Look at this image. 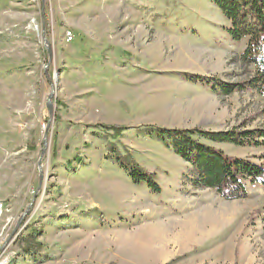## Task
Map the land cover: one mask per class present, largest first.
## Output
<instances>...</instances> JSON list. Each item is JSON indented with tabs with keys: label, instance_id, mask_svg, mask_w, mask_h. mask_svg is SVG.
<instances>
[{
	"label": "rangeland",
	"instance_id": "obj_1",
	"mask_svg": "<svg viewBox=\"0 0 264 264\" xmlns=\"http://www.w3.org/2000/svg\"><path fill=\"white\" fill-rule=\"evenodd\" d=\"M226 26L210 0H0L9 264H264V186L231 199L196 187L191 165L152 135L264 126L259 94L188 80L251 75L245 40ZM205 143L231 157L261 152ZM114 154L154 173L160 191L132 181Z\"/></svg>",
	"mask_w": 264,
	"mask_h": 264
},
{
	"label": "trees",
	"instance_id": "obj_2",
	"mask_svg": "<svg viewBox=\"0 0 264 264\" xmlns=\"http://www.w3.org/2000/svg\"><path fill=\"white\" fill-rule=\"evenodd\" d=\"M210 1L228 21L225 27L227 35L236 42L245 40L240 60L251 67V75L234 84L208 82L200 76H188V80L223 94L254 91L264 99V0ZM259 114L264 118V105ZM152 135L191 165L188 179L196 187L213 189L221 197L231 199L246 195L247 184L264 186V126L231 131L159 129ZM205 142L248 145L259 148L261 152L252 159L231 157ZM114 159L132 181L145 184L155 193L160 191L154 173L135 166L127 155L114 154Z\"/></svg>",
	"mask_w": 264,
	"mask_h": 264
},
{
	"label": "built area",
	"instance_id": "obj_3",
	"mask_svg": "<svg viewBox=\"0 0 264 264\" xmlns=\"http://www.w3.org/2000/svg\"><path fill=\"white\" fill-rule=\"evenodd\" d=\"M27 2L33 3L34 0H27ZM65 38L67 42L72 40V35L70 34V32L65 33ZM0 209H1V204H0ZM10 259L11 258L8 254H6L5 252H0V264H9Z\"/></svg>",
	"mask_w": 264,
	"mask_h": 264
},
{
	"label": "bare ground",
	"instance_id": "obj_4",
	"mask_svg": "<svg viewBox=\"0 0 264 264\" xmlns=\"http://www.w3.org/2000/svg\"><path fill=\"white\" fill-rule=\"evenodd\" d=\"M166 231H167L166 229H165V230H163V229H162V230L157 229L156 232H155V231H154V232L152 231V233H154V234H150V235H152L153 240L155 239L156 242L158 241V242L161 243V242H164V241L167 239V236H168L167 234H168V233H166ZM159 232H160V233H159ZM187 232H188V231H187ZM150 235H149V236H150ZM176 237H177V236H176ZM156 242H155V243H156ZM165 243H166V242H165Z\"/></svg>",
	"mask_w": 264,
	"mask_h": 264
},
{
	"label": "water",
	"instance_id": "obj_5",
	"mask_svg": "<svg viewBox=\"0 0 264 264\" xmlns=\"http://www.w3.org/2000/svg\"><path fill=\"white\" fill-rule=\"evenodd\" d=\"M50 113H51V110H50Z\"/></svg>",
	"mask_w": 264,
	"mask_h": 264
}]
</instances>
